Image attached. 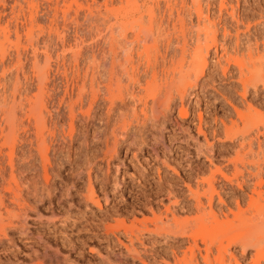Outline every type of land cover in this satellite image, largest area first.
Returning a JSON list of instances; mask_svg holds the SVG:
<instances>
[{
    "label": "rangeland",
    "instance_id": "obj_1",
    "mask_svg": "<svg viewBox=\"0 0 264 264\" xmlns=\"http://www.w3.org/2000/svg\"><path fill=\"white\" fill-rule=\"evenodd\" d=\"M66 1L0 0V104H2V101L5 99L7 100H5L6 102H10L13 98L15 89H19L21 94L23 93V96L26 94L30 99L38 94V71H35L31 66L32 57L36 51V54L40 56L39 68H41L40 65L42 67L44 66L45 56L47 57L46 61L49 66L46 76V84L50 94L47 103V110L49 113L46 114L47 116L45 115L48 119L47 125L49 126L56 121V114L58 111L60 114L64 112L63 106H61L59 110H57V107H59L58 102L64 94L66 81L71 80L70 66L68 64V57L70 58L71 56L70 48L74 49V46L79 47L81 44L80 48L82 54L85 55V44L83 43L84 45H82L80 40L86 36L88 26L90 23L100 20L105 13V5L107 7L117 5V0H106L107 2L105 0H95L96 3L94 4L91 0H78L76 2L77 5L73 3L70 11L65 14L63 10L64 6L68 5V2L72 0ZM220 1L221 0H200L204 15L207 16L209 22L214 24L218 29L219 42L225 45V48L228 50L227 53L231 56H235V58L240 60L243 58L245 59V64L247 65H244L245 67L247 66L245 69L247 72H250L251 69H257L264 73V0H223L225 3ZM63 2L66 4L64 5ZM32 4L37 8V11L36 9L35 11L38 13H36L33 36L34 39H38L39 44H34L33 47L26 44L25 40V28L29 25V13L31 12ZM221 4L225 7L221 8L219 6ZM100 13L102 14L100 15ZM191 21L193 23L196 21L194 14H191ZM14 26L17 27L19 34H21L20 43L22 44H20L21 47L19 46L20 50L16 49L19 48L16 47L17 45H13L15 42V35L13 33ZM7 27L9 29L5 30ZM223 31L227 33L225 38L222 36L224 34ZM59 34H61V36ZM48 37L52 38H49L52 42L47 41L49 42L47 43L46 40H44L48 39ZM73 40L76 43H74ZM44 41L45 44L47 43L46 45ZM16 51L20 54V63H16ZM250 55L252 56V61L248 58ZM207 61L208 66L205 69V79L203 80L208 81L207 76H215L213 77L215 82L213 84L210 82L208 83L207 99L210 108L207 110L205 116L207 122H209L206 127L207 140L209 144L214 145L212 147V149L214 148L213 153L216 158L214 165L220 167L222 172L232 181V184H228V182L217 176V182H215L214 188L225 201V206L219 205L217 201L218 197L214 196L211 210H213L217 218L220 217L218 220L225 221V215L227 214L226 220L229 221V224L231 223L230 225H235L237 223V227L235 226L236 229L234 226H229L227 232L232 231L230 234H227V238L231 237L236 240L244 234V238H241V242L246 239V241H248L249 238L252 237L254 239L251 240L256 241L254 243V241L252 242L249 240L250 245L252 242V245L255 247H258L256 246V242L258 243L261 239L262 242L259 241L260 243H258V245L260 244L261 246L262 256L256 253L257 249L255 250V248H252V245V247L248 246L245 248V253H243L244 249L241 247L242 244H239L241 243L240 238L238 244H236L238 242L237 240V242L230 246H227L228 242H226L227 240L225 239L226 235L224 238L218 235L217 238L214 239L216 241L217 239L222 241L224 247L227 246V255L224 260L225 264H264V233L262 230L263 227L260 224L261 217L259 218V214L261 216V212H264V87L262 84H258L255 90L254 88H250L245 98H241L239 96L241 86L237 82L239 79L237 75L240 72L238 67L235 65L233 66V64L230 65L228 69L229 75L226 79H223L219 76L221 73L218 74V68L215 69L213 63H211L210 57ZM65 62L67 64H64ZM248 67L249 71L247 69ZM213 70L214 72H212ZM245 70L243 72L242 69V73L248 74L247 72L245 73ZM216 71L217 73L214 74ZM224 96H227L238 108L245 109L243 106H245L247 102L255 107L257 113L252 112L254 114L253 116H255L254 118L251 113V118L249 119L251 120L249 121L250 124L246 122L248 125H245L234 116L235 114L232 109L223 103L222 97ZM16 99H18V96H16ZM65 100H67V97H65ZM175 103V105H178L177 100ZM204 107L202 103L201 109L204 110ZM105 108L106 105H102L95 111L97 118L103 115ZM213 116L218 120L224 119L228 125L229 117L232 118L233 121L236 120L235 122L238 126L237 132H239V130L240 132L241 130L244 132H239L240 134L237 133L235 138L231 140H225L223 130H221L223 126L219 124L218 121L215 125L216 131L218 132L216 133L217 135L215 134L213 136V138H215L212 140L209 129L211 127L210 125H212L211 120ZM168 117L171 119V122L167 120L164 125V130L162 131L163 142L165 146L173 150L172 153H174V157L177 156L175 160L178 165V176L173 175L171 171H168L166 168L164 169L160 165H158L160 171H156L155 168L151 170L150 168L148 169L147 165L150 166L153 164L152 161H150L152 155L149 147H143L141 140H144L146 136L150 138V131L149 133L148 131H143L141 133L138 128H133L132 130L137 135L136 144L131 136L126 138V140H120L117 144V155L107 160L106 158L101 159V151H103L102 149L104 148L103 143L91 142V136H89L87 146H84L81 139H78L73 141L71 149H69L68 138L65 139V143L56 139L57 141L53 142V144L55 148H59V151L55 153L50 152L49 154L51 166L48 167V184H46V179L40 172V176L37 180L38 184L36 185L37 195L33 197L30 194L24 193V197L29 205L27 218L25 219V228L33 237L40 236L42 241V243H34L32 245V247H34L33 249L42 250L45 249L44 247L47 245L52 250L58 252L60 264H103V258L105 259L107 254H110V259L113 264H139L138 262H132V260L128 258H122L120 260L121 262H117V260L113 258V254H116L118 249H122L117 244L116 239L123 244L129 245L127 236L132 234L133 239L134 236H137L140 240L137 241L134 239L133 248L140 252L145 250L147 254L145 256L146 260L148 259L150 262H152V256H155L156 260L170 258L172 249L180 256V252L188 248V240L186 238L170 235V237L163 240L162 237L147 234L144 229L146 226L151 227L153 219L151 211L154 210L153 212L162 217L165 214V208H163V206L167 205H171V212L174 213L175 218L177 217V219L180 220L192 219L195 215V210L191 202H188L186 189L180 186L178 181L180 179H186L185 181H190L193 186L192 188H194L196 186L195 182H197L196 178L207 177L209 175L208 171L214 170V168L208 165L203 157L195 156V143L185 138L186 135L183 133V130L175 131V128L172 127L173 119L180 123L182 128H185L192 117L189 120L178 118V111L176 108L168 112ZM62 122L60 124H64L63 126L66 127V121ZM243 124L245 125L244 127ZM78 125L79 124H76L75 128L77 132H81V130L78 129ZM94 128L99 130L100 126L96 123L94 124ZM191 128L192 131L190 133L192 136H195V128L193 126H191ZM248 129H250L249 132H247ZM157 130L151 132L154 134V138L158 136L159 131ZM91 132L90 130L89 134H91ZM80 134H82V132ZM100 137L102 136L100 135ZM19 138L24 139L25 135L20 132ZM203 141V138L198 137V142L202 146L204 144L203 147H205L206 145ZM133 142L134 145L130 147ZM257 142H259V144ZM240 143H244L245 147ZM159 144L156 147L159 156L161 158L164 154L165 156H169L168 151H166L167 148H163L160 142ZM240 147H244V149L242 150ZM139 148H141V150H139ZM249 148H252L251 152H245L248 151ZM28 151L29 146L26 144H18L16 146L18 160L20 163L25 162L26 164H23L26 165L27 167H25L28 169V172L23 173L22 171L21 180L23 183L30 182V179L33 177L31 168L36 166L31 163L29 159H23L22 161V156H25ZM132 153L136 154L135 158ZM238 153L240 156L237 155ZM241 155H245L246 157ZM238 158H240V161ZM104 160L109 161L108 171H106V162ZM229 161L230 163H228ZM257 163H259V166ZM89 164H92L90 173L91 184L95 192V197H97L100 202L101 208L86 203L82 199V195L86 193L88 186L86 168ZM188 165L192 168L196 166L199 170L193 173L187 169ZM142 167H144L145 170ZM23 169L24 167L22 166L20 170ZM235 169L236 172H239L236 173ZM256 174L261 178V181H263L261 186L255 189L258 194L252 193V189L254 188L252 186H254L257 180V176L255 177ZM106 178L107 181H104ZM233 182H238L239 184L243 182L241 183L242 189L236 187L237 185L235 186ZM115 183H117V186H115ZM176 183L178 185H176ZM170 186L171 189L174 190L175 195L173 194V197L170 196L168 201L165 193ZM30 187L33 186L30 185ZM104 194L107 195L106 202L103 198ZM251 197L252 200H250ZM174 200H178L179 203L177 205H172L171 202ZM201 200L207 211H209L207 200L203 197ZM256 200L258 204H255L257 203ZM237 203L239 207H237ZM229 209L231 211L228 213ZM241 209H243V214H241ZM221 212L223 214L225 213V215L223 216ZM37 214L41 216L39 219ZM51 216H56L59 220L57 222L50 221L49 218H52ZM256 216L258 217L256 218ZM241 217H244V219ZM162 218H164V216ZM168 218L171 219V214H168ZM211 220H209V223H206L208 229H210V225L211 227L213 226ZM169 223L171 226L174 224L172 221H169ZM256 223L262 227V229H259L260 227L256 226ZM119 224L120 226L123 225L125 229L122 227L120 229ZM194 227L195 229L198 228L196 224ZM17 231L18 230L7 231L8 240L15 244V249L9 247L11 253L0 255L1 264H28L29 262L26 256L27 248L22 247L24 246L22 242H24L25 239L20 236ZM125 232L128 235H126ZM234 239L233 241H235ZM199 246L201 249H204L201 243ZM211 249L213 256H216L218 244L215 243ZM202 254H204L203 251ZM198 261L202 264V259L200 257H198Z\"/></svg>",
    "mask_w": 264,
    "mask_h": 264
},
{
    "label": "bare ground",
    "instance_id": "obj_2",
    "mask_svg": "<svg viewBox=\"0 0 264 264\" xmlns=\"http://www.w3.org/2000/svg\"><path fill=\"white\" fill-rule=\"evenodd\" d=\"M62 1L65 2L66 0ZM77 1L78 0L69 1L68 5H65L67 1L65 4L63 2L65 5L63 9L65 14L70 11L73 3L77 5ZM91 1L93 4L96 3L95 0ZM222 1L223 0L220 2ZM55 3L58 4L57 2ZM223 4L219 6L224 8L225 6H223ZM105 7V13L100 20H96V22L90 23V25L88 24L86 36H84L85 38L79 39L82 45L85 44L86 54H82L80 48L81 44L79 47L74 46V49L70 48L71 56L70 58L68 57V64L70 66L71 80L66 81L64 94L58 102L59 107H57V110H59V108L63 106L64 112L62 114H60L59 111L58 113L56 112V121L52 125H47L48 119L46 117V114L49 113L47 110V103L50 98L48 86L46 84L49 66L46 61L47 57L45 56L44 66L42 67L40 65L41 68H39L40 56L36 54V51L33 54L31 66L35 71H38V94L30 99L25 93L23 96V93L21 94V91H19L18 88V90H16L14 87L15 90H13L15 92L10 102H6L7 100L5 99L6 101L3 100L2 104H0V255L11 253L9 247H15V244L8 240L7 231L18 230V234L25 239L24 242H22L24 245L22 247L27 248L26 256L28 257V264H60L58 252L56 250H52L47 245H45V249L42 250L33 249L34 247H32V245L34 243H42V241L40 236L33 237L25 228V219L27 218L29 205L24 197V193L30 194L33 197L37 195L36 185L38 184L37 180L40 176V172L46 179V184H48V167L51 166L49 154L50 152L55 153L59 151V148H55L53 144V142L58 139L65 143V139L68 138L69 149H71L73 141L78 139H81L82 144L87 146L89 136H91V142L103 143L104 148L102 149L103 151H101V159L106 158L107 160L117 155V144L120 140H126V138L131 136L133 141H136L137 135L132 130L133 128H138L141 133L143 131H148L149 133L150 131V138L146 136L144 140H141L143 147H149L152 155L150 161H152L153 164L150 166L147 165L148 169L150 168L151 170L155 168V170L158 171V165H160L164 169L166 168L168 171H171L173 175L178 176V165L175 160L177 156L174 157V153H172L173 150L164 145L162 135L167 120L171 122V119L168 117V112L176 108L178 111V118L189 120L192 117V119H190L185 128H182L181 124L173 119L172 127L175 128V131H184L183 133L186 135L185 138L195 143V146L193 144L195 156L203 157L207 164L212 166L214 170H209V175L207 177L196 178L197 182H195L196 186L194 188H192L193 186L190 181H185L186 179H180L178 181L180 186L186 189L188 202H191L195 210V215L192 219L180 220L177 219V217L175 218L174 213L171 212V205H167L163 206L166 214L163 215L164 218L153 212L154 210L151 211L153 217L151 227L146 226L144 230L149 235L162 237L163 240L170 237V235L186 238L188 240V248L181 251L180 256L172 249L170 258H161L160 260H156V257L151 254L152 262H150L148 259L146 260L145 256L147 254L145 250L140 252L133 248L134 239L137 241L140 240L137 236H134L133 239L131 234L127 236L129 245L123 244L116 239L117 244L122 249H118L117 253L113 254V258L116 259L117 262L122 258H128L132 260V262H138L139 264H200L198 261V257H200L202 259V264H225L224 260L227 255L226 247L237 242V240L238 242L236 244H238L239 238L241 242V238H244V234L236 240L231 237L227 238V234H230L232 231L227 232V229L229 226L237 227V223L235 225H230L231 223L229 224V221L226 220L227 214L225 215V213L223 214L222 212L221 213L223 216L225 215L226 219L225 221H220L218 220L220 217L217 218L216 214L211 210L214 196L218 197L217 201L219 205L225 206V201L214 188L215 182H217V176L228 182V184H232V181L222 172L220 167L214 165L216 159L213 153L214 148L212 149L214 145L209 144L207 140L206 127L209 122H207L205 116L207 110L210 108L207 99L208 83L210 82L213 84L215 82L213 78L215 76H207L208 81L203 80L205 79V69L208 66L207 59L210 57L211 63H213L215 69L218 68V74L221 73L219 76L223 79H226L229 75L228 69L230 65L233 64V66L235 65L238 67L240 75H237L239 77L237 82L241 86L239 95L241 98H245L250 88H254L255 90L258 84H262L264 87V73L257 69H251L252 71L250 70V72H247V70H245L247 67H245V65L247 64H245L246 61L244 58V60H240L227 53L228 50L225 48V45L218 40V29L214 24L209 22L207 16L204 15L200 0H117L116 6L112 5L111 7H107L105 5ZM35 9L37 11V8L33 5L29 13V25L25 28L26 44L32 47L34 44H38V39H34L33 36L37 13ZM101 14L102 13H100V15ZM191 14H194L196 17L194 23L191 21ZM8 29L7 27L5 30ZM13 33L15 35V42L13 45L19 47L20 44H22L20 43L21 34H19L16 26H14ZM223 33L222 36L225 38L227 33L224 31ZM59 35L61 36V34ZM50 37H48V39H43L46 40V42H52L50 41V39H52ZM75 41L74 43H76ZM20 47L16 49L20 50ZM248 58L251 60L252 56L250 55ZM15 60L16 63H20V54L18 51H16ZM66 62L64 64H67ZM242 69L243 72L245 70V73L247 72L248 74H243ZM247 69L249 71V67ZM212 72H214V70ZM216 73L217 71L214 74ZM211 74L214 75L213 73ZM16 96H18V99H16ZM65 97H67V100H65ZM222 99L224 101L223 103L232 109L235 114L234 116L245 125H248L246 122L250 124L249 121L251 120L249 119L251 118V113H257L255 107L251 106L250 103L248 104V102L243 106L245 109H241L235 106L227 96L222 97ZM176 100L178 101V105H175ZM202 103L205 106L204 110L201 109ZM102 105H106V108L104 109L103 115L97 118L95 111ZM253 115L252 113V116ZM214 116L211 120L212 125H210L211 127L209 129L212 140L215 138H213V136L218 132L215 128L216 122L218 121V123L223 126L221 130H223L225 140L235 138V135L240 132V130L237 132L238 126L235 122L236 120L233 121L232 118L229 117L228 125L224 119L218 120ZM254 117L255 116H253V118ZM62 121H66V127L63 126L64 124H60ZM96 123L100 126L99 130L94 128V124ZM76 124H79L78 129L81 130L82 134H80L81 132H77L75 128ZM244 124L243 127L245 126ZM191 126L195 128V136H192L190 133L192 131ZM90 130L92 131L91 134H89ZM155 130L159 132L158 136L154 138V134L151 132ZM249 130L250 129H248L247 132H249ZM20 132L25 135L24 139L19 138ZM243 132L244 131L241 130L240 133ZM100 135L102 137H100ZM198 137L203 138V142L206 145L205 147H203L204 144L202 146L198 142ZM134 142L131 145L129 144L130 147L134 145ZM159 142L163 145V148H167V150H165L168 151L169 156H165V154L162 158L159 156L156 148ZM257 143L259 144V142ZM18 144H26L29 146V151L21 158L22 161L23 159H29L31 163L36 165L31 168L33 177L30 179V182L23 183L21 180L22 171L23 173L28 172V169L26 168L27 166L23 164L25 162L20 163L18 160L19 158L16 152V146ZM240 144H243L245 147L244 143ZM244 147H240V149L243 150ZM139 150H141V148H139ZM251 150L252 148H249V150L245 152H251ZM132 154L135 158L136 154ZM237 155L240 156L239 153ZM240 158H238L239 161ZM105 162L106 171H108L109 161ZM228 163H230V161ZM258 164L259 163H257V165ZM22 166L24 169L20 170ZM142 168L144 169V167ZM187 169L193 173L199 170L196 166L192 168L189 165ZM91 170L92 164H89L86 168L88 186L86 193L82 195V199L86 203L101 208L100 202L97 197H95V192L91 184ZM256 176L257 180L254 186H252L254 187L252 189V193L254 192V194H258L255 189L259 188L263 182L257 174L255 177ZM104 181H107V178L104 179ZM241 183L239 184L237 182L234 184L235 186L237 185L236 187L241 188ZM116 184L117 183H115V186H117ZM30 185L33 187H30ZM176 185L178 184L176 183ZM173 194L174 190L171 189V186L168 187L165 193L168 201L169 197ZM202 197L207 200L209 211H207L204 203H202ZM103 198L106 202L107 195L104 194ZM250 200H252V197ZM178 203V200L171 202L172 205H177ZM255 204H258V202ZM237 207H239L238 203ZM230 211L229 209L228 213ZM168 214H171V219L168 218ZM241 214H243V209H241ZM37 217L39 219L41 216L37 214ZM51 217L52 218H49L50 221L57 222L59 220L56 216ZM257 217L258 216H256V218ZM260 217V224L263 229L257 223L256 226H259V229H262L264 233V212H261V216L259 214V218ZM241 218L244 219V217ZM209 220L212 221L211 223L213 225L212 227L210 225V229H208L206 224L209 223ZM169 221H172L174 224L171 226ZM122 224L124 225L123 222ZM195 224L198 227L197 229H195L196 226L194 227ZM123 225L120 226L119 224L120 229L121 227L125 229ZM126 235L128 234L126 233ZM218 235L223 236V238L226 235L225 239L227 240L226 242H228L227 246L224 247L222 241L217 239V242L214 239L217 238ZM233 239L235 241H233ZM251 239L254 238L251 237L249 240L255 243L256 240ZM246 240L239 243L242 244L241 247L244 249L243 253H245V248L252 245V242L250 245V241ZM259 241L262 242L261 239ZM259 241L258 243H260ZM200 243L204 246V249L200 248ZM215 243L218 244V249L216 256H213L211 247ZM258 243L256 242V246L258 247L253 245V247H251L255 248V250L257 249L256 253L261 255V246L260 244L258 245ZM202 251L204 254H202ZM103 262V264H113L110 259V254H107L105 259L103 258Z\"/></svg>",
    "mask_w": 264,
    "mask_h": 264
}]
</instances>
